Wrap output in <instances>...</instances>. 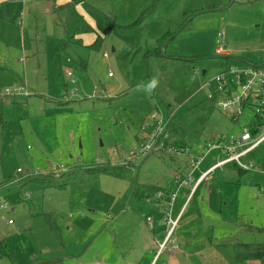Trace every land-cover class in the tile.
<instances>
[{"label":"rangeland","instance_id":"obj_1","mask_svg":"<svg viewBox=\"0 0 264 264\" xmlns=\"http://www.w3.org/2000/svg\"><path fill=\"white\" fill-rule=\"evenodd\" d=\"M130 1L85 0L68 21L51 0H0V251L7 253L0 264L66 253L61 264H147L153 251L144 255L143 245L166 229L168 203L140 204L132 198L136 184H159L183 199L194 188L173 235L195 254L194 264H236L232 240L264 242V231L244 229L264 227L262 148L255 169L223 166L196 187L177 184L193 158L204 154L205 170L224 155L208 148L217 134L237 135L255 115L256 106H246L234 121L214 107L202 125L189 107L216 92L215 78L229 67L264 59V0H133L139 9L128 20ZM150 5L140 23L120 25ZM222 43L228 55L216 52ZM157 44L162 55L147 61ZM168 108L200 136L186 138L183 151L143 154L152 115L166 124ZM167 133L156 146L176 137ZM105 166L131 169L94 171ZM168 253H177L174 245L156 264ZM181 255V264H191Z\"/></svg>","mask_w":264,"mask_h":264},{"label":"built area","instance_id":"obj_2","mask_svg":"<svg viewBox=\"0 0 264 264\" xmlns=\"http://www.w3.org/2000/svg\"><path fill=\"white\" fill-rule=\"evenodd\" d=\"M220 37L223 38V35ZM216 52L221 55L229 54L224 43L218 46ZM68 74L71 75V72ZM215 80L217 82V91L221 92L220 95L222 96L221 99H217L216 107L224 112H230L231 116H234L237 120L242 115V111L246 106H256L255 112L263 114L264 117V65H250L238 69L229 67L227 71L220 73ZM202 90L203 87L199 91L201 92ZM210 95L212 94H208L207 96L209 97ZM157 117L158 114H153L151 117L154 123L152 127H148L150 133L147 136L148 143L143 145V154L158 148L155 144L159 135L168 136V133L165 131L166 124L164 120L161 118L157 119ZM208 148L209 150L219 149L224 152V155L218 156L216 162L203 171L198 179L195 178V172L199 169L205 155L201 154L193 158L189 164L190 169L185 178L180 180L178 177L177 184L179 186L194 185L196 187L213 171L228 163H236L244 170L257 168L254 161L247 159V157L257 148H263L264 150V123L257 125L254 130L245 125L237 135L231 134L223 138L217 134V140H212ZM157 196L161 199L163 193L158 192ZM177 196L178 191L172 192L167 201L168 205L163 220L164 224L168 227V233L165 242L159 243L156 248V258L153 264L166 251L168 242H172L175 250L178 248L176 241L172 239L179 220L172 217V207ZM2 206H5V204L3 203ZM148 222L152 228L153 219L151 217L148 218Z\"/></svg>","mask_w":264,"mask_h":264},{"label":"trees","instance_id":"obj_3","mask_svg":"<svg viewBox=\"0 0 264 264\" xmlns=\"http://www.w3.org/2000/svg\"><path fill=\"white\" fill-rule=\"evenodd\" d=\"M55 2L56 0H51ZM85 0H72L71 3H68L67 5H60V6H55L54 5V11L57 13L65 12L67 14L66 20L70 19H75L76 18V6L77 4L84 3ZM155 3V2H154ZM143 4V3H142ZM145 7V5L143 4ZM156 5H152V7H155ZM151 5L146 9V12H142V15L138 17L136 21H130V22H124L125 24H120L121 26H126L130 27L134 24L140 23L144 16L146 15L147 12L151 10ZM139 7L136 4V1H130L129 9H128V20L129 17L133 15L134 12H137ZM108 19H110L108 17ZM110 22L113 20L110 19ZM113 23V22H112ZM115 23V22H114ZM101 27H103L101 25ZM103 38L99 36L95 42V47H99L102 44ZM162 47V44H157V47L155 50H149L147 55H145V58L148 61L149 56H154L158 57L161 54V50H159ZM188 62H191L192 60H187ZM259 66V65H264L263 62H254V63H249L247 64L248 66ZM229 69V68H228ZM221 92H214L212 95H210L207 99H204L203 102H198L196 104H193L189 107V110L195 113L196 120L200 124H205L206 121L209 119L214 107H216V101L218 99V94ZM5 100L0 98V139L3 135V130H4V125H5V117H4V111H3V105H4ZM168 113V119L166 123V128L165 130L169 132L173 138V136H176L173 138V140H170L166 138L163 141V144L160 145V142H158L159 146L158 148H155L153 150H161L165 151L169 149L170 146L176 147L180 149V151H183V148L186 147V138L189 137H194L197 136L199 137L200 134L198 131L194 129H189L186 127H183L181 124H179L174 117V112L171 108L167 109ZM232 119L235 121L236 119L234 116H232ZM264 123V117L263 114L259 112H255V115L253 119L247 123V125L252 128V130L255 129L257 125H262ZM161 141V139H159ZM1 147H0V159L2 158V153H1ZM234 166H237L239 169L242 171H246L242 168H240L236 163H234ZM131 168H126L124 166H105L98 168L97 170L94 169L95 172L98 173H107L115 176L121 175V171L124 172H129ZM56 179V178H54ZM158 192H162L163 196L162 199L168 201L169 196L171 195L170 190L165 189L161 187L159 184H136L132 193V198L143 203H155L158 201L160 198H158L157 194ZM47 221L49 225L54 229L56 226V219L53 215H47ZM244 229L246 230H253V231H264V227L257 228L254 227L253 225H250L246 227V224H244ZM234 248V254H235V260L236 264H264V242L260 241H255V242H248L244 241L242 239H235L230 242ZM7 253L5 251H0V257L5 256ZM60 259L58 258H51L49 260H44L43 262H33L30 264H55L59 261ZM257 262V263H253ZM18 264V263H14Z\"/></svg>","mask_w":264,"mask_h":264},{"label":"crops","instance_id":"obj_4","mask_svg":"<svg viewBox=\"0 0 264 264\" xmlns=\"http://www.w3.org/2000/svg\"><path fill=\"white\" fill-rule=\"evenodd\" d=\"M57 1V0H56ZM53 2V1H52ZM85 3V2H84ZM84 3H80V4H77V6L78 5H81V4H84ZM54 5L55 6H57L56 4H55V2H53V4H52V6L54 7ZM76 6V7H77ZM148 52H149V50H148ZM225 55H228V54H225ZM264 61V59H261V60H259V62H263ZM247 64H249V63H247ZM247 64H245L243 67H241V68H245L246 66H247ZM258 149V148H257ZM257 149L256 150H254L248 157H247V159H249V160H252V161H254V163H255V165L257 166V164H256V161H259V156H257L255 153H256V151H257ZM263 149V148H262ZM221 154V153H220ZM218 156H220V155H218ZM218 156H217V158H218ZM262 156H264V150H262ZM215 162H213V164H214ZM213 164H211V165H209V167L210 166H212ZM231 165H233L234 166V163H228V164H226V165H224V167L225 166H231ZM201 166H202V164L200 165V167H199V169L195 172V174L196 175H199L200 176V174L203 172V171H205V170H207L209 167H207V169H205V170H202V168H201ZM221 168V167H220ZM199 176L197 177V179L199 178ZM184 186H190V185H184ZM194 188H192V190L189 192V193H187V195H184L185 196V198L183 199V197H178V198H176L175 199V201H174V204H173V207H172V217L173 218H178L179 220H178V224H177V226H176V228H175V230H174V234H175V232H176V230H177V228H178V226H179V224H180V221H181V219H182V217H183V212H184V210H188V209H191V207L193 206V204H192V198H193V195H192V193H193V190ZM135 200V199H134ZM137 201V200H136ZM137 202H139V201H137ZM140 204H143V205H149V204H153V205H155L156 207H163L164 205H165V200L164 199H159L158 201H156L155 203H143V202H139ZM188 208V209H187ZM166 208H164V210H165ZM164 222V221H163ZM154 223V222H153ZM153 223H152V226H153ZM150 226V225H149ZM164 226H165V230H166V232H165V230L163 231L161 228L158 230V233H157V237H150V239L143 245V250H144V255H145V253H150V251L153 253L152 254V256L150 257V259H148V261H147V264H153V262H154V260H155V258H156V253H154V251L156 252V248H157V246H158V244L159 243H163V242H165V239H166V236H167V233H168V227L164 224ZM57 228L59 229V227L57 226ZM151 228V227H150ZM179 229H182V228H179ZM154 230V228L152 227V230L151 231H153ZM183 231H190V229H189V227H187L186 229H184ZM190 233H192L191 231H190ZM173 234V235H174ZM173 239V238H172ZM177 241V240H176ZM177 243V242H176ZM169 244H172V242L170 241V242H168L167 243V249H166V251H168V246H169ZM184 245H186V243H183V245H180V247H178L175 251L177 252V253H174V254H170V253H168V255L166 256V260H165V262L163 263V264H181L180 263V260H178V258H177V256H178V254H182L180 257H182L183 255H185L186 257H185V259H186V261L188 262H190L191 264H194L193 262H195V254L194 253H191V254H186V253H188V251L186 250V247H184ZM164 253V252H163ZM163 253L157 258V260H156V262H155V264L157 263V261H159V258L163 255ZM68 255V253H66V254H64V255H61L60 257L61 258H58V257H54V255H52V256H49V257H46V258H43V259H36V262H43L44 260H48V259H50V258H58V259H60L57 263H55V264H61V263H63V261H64V258H65V256H67ZM35 262V261H34ZM253 263H257V262H253ZM139 264H141V263H139Z\"/></svg>","mask_w":264,"mask_h":264},{"label":"clouds","instance_id":"obj_5","mask_svg":"<svg viewBox=\"0 0 264 264\" xmlns=\"http://www.w3.org/2000/svg\"><path fill=\"white\" fill-rule=\"evenodd\" d=\"M153 84H155V81L153 82Z\"/></svg>","mask_w":264,"mask_h":264}]
</instances>
